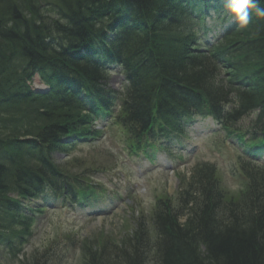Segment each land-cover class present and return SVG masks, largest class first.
<instances>
[{
	"label": "trees",
	"instance_id": "trees-1",
	"mask_svg": "<svg viewBox=\"0 0 264 264\" xmlns=\"http://www.w3.org/2000/svg\"><path fill=\"white\" fill-rule=\"evenodd\" d=\"M113 72L126 78L122 91L109 87ZM37 75L47 92H34ZM257 111L252 157L264 154V17L255 10L241 28L225 0H0V252L24 250L46 210L31 203L49 193L91 199L55 154L97 138L98 120L126 131L136 152L181 136L199 115L243 143L237 123ZM236 168L235 194L202 163L176 203L158 201L159 264H264V166L239 158ZM145 235L140 225L132 250H116L122 263L147 264ZM89 246L83 264H120L107 260V246Z\"/></svg>",
	"mask_w": 264,
	"mask_h": 264
},
{
	"label": "rangeland",
	"instance_id": "rangeland-1",
	"mask_svg": "<svg viewBox=\"0 0 264 264\" xmlns=\"http://www.w3.org/2000/svg\"><path fill=\"white\" fill-rule=\"evenodd\" d=\"M124 81V77L114 73L110 86L121 90ZM34 87L46 89L39 78L35 79ZM254 118H247L242 126H250ZM194 123L188 131L190 140L181 145L182 149L176 146L175 152L169 155L158 150L157 163L152 165L130 150L127 134L119 126L98 122L96 127L103 133L96 141L85 142L55 157L72 175L86 178L100 195L75 206L66 199L51 198V193L46 201H37L41 209L47 207V210L36 218L32 228L34 236L27 238L26 248L18 259H11L9 253L1 249L0 264H21L20 260L33 263L35 259L40 264H83L85 244L98 253L101 247L107 246V260L121 264L116 250H120V245L127 246L140 225L146 232L140 247L146 254L147 264H159L153 246L156 239L153 218L160 198L176 203L182 179L190 178L193 168L202 162L216 166L223 187L229 193H237L243 185L242 178L234 175L236 151L226 136L219 133V127L211 119ZM126 248L132 250L129 246Z\"/></svg>",
	"mask_w": 264,
	"mask_h": 264
},
{
	"label": "clouds",
	"instance_id": "clouds-1",
	"mask_svg": "<svg viewBox=\"0 0 264 264\" xmlns=\"http://www.w3.org/2000/svg\"><path fill=\"white\" fill-rule=\"evenodd\" d=\"M261 0H225V8L229 14V19L238 23L241 28L249 25L252 10L255 15L264 17V7H260Z\"/></svg>",
	"mask_w": 264,
	"mask_h": 264
},
{
	"label": "bare ground",
	"instance_id": "bare-ground-1",
	"mask_svg": "<svg viewBox=\"0 0 264 264\" xmlns=\"http://www.w3.org/2000/svg\"><path fill=\"white\" fill-rule=\"evenodd\" d=\"M116 73V72H115Z\"/></svg>",
	"mask_w": 264,
	"mask_h": 264
}]
</instances>
